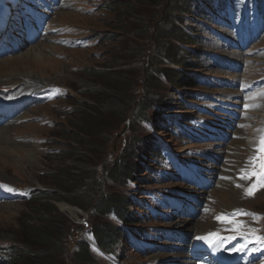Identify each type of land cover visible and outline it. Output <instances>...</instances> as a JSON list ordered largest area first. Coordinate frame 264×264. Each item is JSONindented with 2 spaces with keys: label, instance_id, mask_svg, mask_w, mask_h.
Instances as JSON below:
<instances>
[{
  "label": "rangeland",
  "instance_id": "374dc122",
  "mask_svg": "<svg viewBox=\"0 0 264 264\" xmlns=\"http://www.w3.org/2000/svg\"><path fill=\"white\" fill-rule=\"evenodd\" d=\"M32 1H0L2 26ZM35 4L29 20L39 38L0 56L17 60L32 46L44 57L0 72V96L26 100L0 125L8 140L0 143V264H168L214 226L215 212L237 207L251 216L232 213L221 227L264 236V187L247 194L250 173L232 179L248 156L254 164L260 157L254 170L264 169V152L253 148L264 131V0H181L187 14L170 0ZM28 23L13 30L17 39ZM191 77L200 80L187 86ZM246 81L247 89L259 85L243 107ZM120 161L132 163L129 179L111 173ZM128 195L118 217L99 206ZM131 214L139 222L127 225ZM110 224L138 231L105 245L97 233L109 236ZM37 228L58 247L35 239Z\"/></svg>",
  "mask_w": 264,
  "mask_h": 264
},
{
  "label": "trees",
  "instance_id": "16d2710c",
  "mask_svg": "<svg viewBox=\"0 0 264 264\" xmlns=\"http://www.w3.org/2000/svg\"><path fill=\"white\" fill-rule=\"evenodd\" d=\"M170 3L172 4V7H173V11H175L176 13H184V14H187L188 11L186 10L184 4L183 6L181 5V0H170ZM178 21V20H177ZM163 24V22H162ZM174 26L176 29L175 30H179L180 27L179 26H175V25H172ZM158 30L162 31V32H173L172 31V27L171 29H168V30H165L163 26H160L158 28ZM196 57V56H195ZM186 62H184L183 64H185ZM192 67H196V66H192ZM169 70H166V75L169 77L171 75H173L171 73V70L170 72H168ZM172 77H177V73H175ZM172 81V80H171ZM173 82H176L178 83V85L181 83V80H179L178 78L176 80H174ZM185 83L187 86H193L195 85V80L191 77L187 80H185ZM156 153L158 150H155ZM131 167H132V163H128L126 161H120V163H118V165H116V167L114 168V171H112L111 173L113 174V176L115 178H121V179H129L130 177H132V170H131ZM64 171V170H63ZM62 174H64V172H62ZM91 184L92 185H96L95 183V179H92L91 180ZM33 193L35 192H32L31 193V197L33 199V201L31 202H36L35 200V197H39L37 196V193H35L33 195ZM49 192H45L44 194H48ZM43 195V193H42ZM50 196V195H49ZM42 197H46L45 195L42 196ZM130 196H123L121 198H116L115 196H107L100 204V208H102L105 212L107 211H114L115 214L117 216L121 215L122 212L120 210V208H124V205H126L127 203L130 202ZM112 202V203H111ZM120 204V205H119ZM125 218H127L126 221H135L136 217L131 214L130 216L129 215H126ZM122 219V218H121ZM110 231H112V233L110 232L109 236H102L100 234L97 233V231L94 230V233L96 234L97 233V238L102 240V242L105 244V245H110L112 242H116V238L118 236L116 235H122V230L121 228H118L117 226H114L113 224H110V227H109ZM118 229V230H117ZM32 234H34V236H36L35 239H38L42 244L44 245H49L52 248H56L58 247L56 244L50 242V237H49V233L45 230V229H41V228H37V229H33V232ZM116 239V240H115ZM82 258L84 259H89V256H90V253L88 251V248L86 245H80V251L78 253ZM10 262V261H9ZM9 262H7L9 264ZM5 263V262H4ZM12 262H10L11 264Z\"/></svg>",
  "mask_w": 264,
  "mask_h": 264
},
{
  "label": "bare ground",
  "instance_id": "6f19581e",
  "mask_svg": "<svg viewBox=\"0 0 264 264\" xmlns=\"http://www.w3.org/2000/svg\"><path fill=\"white\" fill-rule=\"evenodd\" d=\"M68 14V13H67ZM64 16V15H63ZM35 46V45H34ZM28 54V55H27ZM21 56V55H20ZM35 57H37L38 58V60L35 58ZM16 58L17 57H12V59H10V60H0V72L2 73V75L1 76H6V75H11V74H13L12 72H9V70L8 69H6L7 68V64L9 65V66H11L10 64H12V63H14V62H17V60L19 59V60H24V59H28V61L29 60H34V61H41L44 57H42V52H41V50L40 49H33L32 48V46H31V48L30 49H28V51H27V53L26 54H22V56L21 57H19L17 60H16ZM13 60H16V61H13ZM18 60V61H19ZM18 64V63H17ZM12 67V66H11ZM17 68V67H16ZM10 69V68H9ZM14 70V69H13ZM16 74V73H15ZM28 75V74H27ZM9 81H13V80H9ZM9 81H7V82H9ZM10 83V82H9ZM27 85V84H26ZM30 85V87H31V85L32 84H29ZM20 98L22 97V95H18ZM4 134L5 133H3V132H1L0 131V143H2V144H6V138L4 137ZM7 142H8V140H7ZM206 231H207V229H206ZM209 232H211V231H209ZM207 233V234H210V233ZM216 239H218L219 240V237H217ZM209 242H207V241H205V242H203V243H200V244H204V245H206L207 247H208V249H211V252H212V254L214 255V251H213V247L215 248V250L221 255V257H223L222 258V261H228L227 259H236L237 260V262H238V264H243L244 263V259H243V257L240 255V250H237V255H234L233 256V258H230V256H229V254H230V250L229 249H227V248H221V246H216L215 244H214V242H212L211 243V236H210V238H209V240H208ZM200 242V241H199ZM219 242H221V241H219ZM213 245V246H212ZM243 252H241V254H242Z\"/></svg>",
  "mask_w": 264,
  "mask_h": 264
}]
</instances>
